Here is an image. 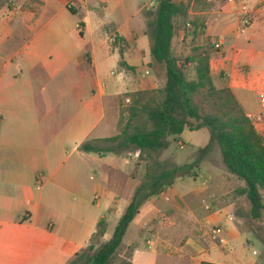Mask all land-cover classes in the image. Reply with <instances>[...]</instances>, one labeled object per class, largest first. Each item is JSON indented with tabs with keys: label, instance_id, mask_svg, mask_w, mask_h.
I'll use <instances>...</instances> for the list:
<instances>
[{
	"label": "crops",
	"instance_id": "0c3cea01",
	"mask_svg": "<svg viewBox=\"0 0 264 264\" xmlns=\"http://www.w3.org/2000/svg\"><path fill=\"white\" fill-rule=\"evenodd\" d=\"M174 1H182L187 14L172 20L173 45L197 22L202 33L195 44L210 47L215 84H225L249 118L259 115L264 0ZM242 3L253 14L243 31ZM154 6L155 0H17L0 13V264H69L101 218L108 226L100 241L110 239L116 224L109 230V220L117 223L146 164L136 150L98 156L79 146L117 134L126 94L158 87L162 75L151 64L144 33L145 13ZM115 35L124 41L111 46ZM254 129L264 138V119ZM204 147H193L183 163L194 160V171L141 205L117 258L264 264V218L252 217L240 193L244 183L225 170L219 151L212 158L211 149L199 152ZM165 151L159 161L177 165ZM217 227L219 234L212 231ZM115 259L109 264H121Z\"/></svg>",
	"mask_w": 264,
	"mask_h": 264
},
{
	"label": "trees",
	"instance_id": "16d2710c",
	"mask_svg": "<svg viewBox=\"0 0 264 264\" xmlns=\"http://www.w3.org/2000/svg\"><path fill=\"white\" fill-rule=\"evenodd\" d=\"M16 1L0 0V13ZM186 14L187 6L182 1L155 0L154 8L145 13L144 33L150 42L151 64L156 65L162 75L158 87L126 94L119 107L117 134L106 139L88 140L79 146L81 152L98 156L136 150L138 160L146 167L143 180L118 219L110 239L99 243L108 226L106 219L101 218L89 245L69 264L112 262L127 226L141 205L159 195L177 178L190 173L196 162L166 166L158 159L170 140L184 130L206 129L210 141L199 152L203 154L216 147L225 170L244 183L240 193L249 202L252 217L259 218L264 210V138L256 132L231 90L225 84H215L209 66L211 49L195 44V39L202 33L200 25L190 21L186 37L173 45L172 20ZM123 41L115 35L111 46ZM119 54V64L125 67L122 53ZM121 264L130 262L123 260Z\"/></svg>",
	"mask_w": 264,
	"mask_h": 264
},
{
	"label": "rangeland",
	"instance_id": "374dc122",
	"mask_svg": "<svg viewBox=\"0 0 264 264\" xmlns=\"http://www.w3.org/2000/svg\"><path fill=\"white\" fill-rule=\"evenodd\" d=\"M171 140L172 141H171L169 147L166 149L165 154L168 156H172L175 164L181 165V164L185 163L186 161L189 162L190 159L188 158V156L190 154V150H192L193 147L202 148V147L208 145L209 141H210V137H209V134L206 130H200V131H196V132L185 131L183 134H181L178 137H175ZM178 140H180L183 143V146H184L183 148H179V146L176 144V142ZM211 151H212L210 154L211 157L215 158V156L217 155L218 149L216 147H212ZM122 154H125V152ZM71 156L74 157L73 155H71ZM72 157L69 160V162L73 159ZM193 162H194V160H193ZM164 164L166 166L170 165L168 163H164ZM195 165H197V163H195ZM195 165L193 166L191 171L195 170L194 169ZM200 167L204 168L205 166L202 164V165H200ZM125 183H126V180L122 178V182H121L120 186H123V184H125ZM107 185L112 186L113 184L109 181V183ZM107 185H103V186L107 187ZM261 216H262V218H264V210L261 212ZM109 221H110L109 222L110 223L109 230H111L113 228V226L116 224V222L112 218H110ZM99 243H101L100 240H99ZM122 253H123L122 257L126 259L129 252L125 251ZM115 258H116L115 259L116 262L124 260V259L117 258V257H115Z\"/></svg>",
	"mask_w": 264,
	"mask_h": 264
},
{
	"label": "built area",
	"instance_id": "2783aa9c",
	"mask_svg": "<svg viewBox=\"0 0 264 264\" xmlns=\"http://www.w3.org/2000/svg\"><path fill=\"white\" fill-rule=\"evenodd\" d=\"M229 3H234L236 0H226ZM253 19L252 11L247 7L246 4H241L238 11V23H239V29L241 31L247 29ZM214 49H218L219 45L214 44ZM258 104L261 109V112L257 116L250 117L251 123L254 125L260 123L264 119V91H261L257 94ZM229 220H231V217H228ZM213 233L219 234L221 232L220 228H214Z\"/></svg>",
	"mask_w": 264,
	"mask_h": 264
}]
</instances>
